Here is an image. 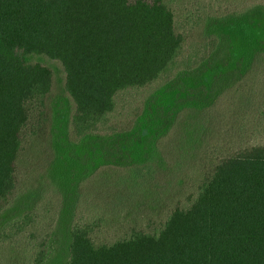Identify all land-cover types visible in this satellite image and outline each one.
Returning a JSON list of instances; mask_svg holds the SVG:
<instances>
[{
    "label": "trees",
    "instance_id": "1",
    "mask_svg": "<svg viewBox=\"0 0 264 264\" xmlns=\"http://www.w3.org/2000/svg\"><path fill=\"white\" fill-rule=\"evenodd\" d=\"M235 24L262 35L248 55L234 58ZM40 54L60 63L65 101L52 103V69L29 60ZM263 54L264 0L191 21L178 19L166 0H0V245L34 220L27 209L8 214L7 203L31 141L54 149L60 131L84 174L136 164L184 112L196 109L191 119L202 118L199 108L240 91L245 75L264 69ZM125 104L135 121L114 129L111 120ZM97 222L75 216L67 223L61 264H264V144L219 158L187 204L174 205L158 226L95 243ZM42 242L31 247V264H48Z\"/></svg>",
    "mask_w": 264,
    "mask_h": 264
},
{
    "label": "rangeland",
    "instance_id": "2",
    "mask_svg": "<svg viewBox=\"0 0 264 264\" xmlns=\"http://www.w3.org/2000/svg\"><path fill=\"white\" fill-rule=\"evenodd\" d=\"M252 1L166 0L178 19L189 21L237 12ZM229 31L234 58L248 55L252 39L262 35V30L249 25L235 24ZM29 60L52 69V103L64 100L60 63L41 54ZM239 85L240 91L231 88L213 104L199 108L206 112L202 118L191 119L196 109L184 112L157 149L148 150L145 158L138 155L136 164L100 165L84 174L76 147L60 131L55 130L56 149L45 151L41 139L31 141L17 160L18 186L7 203L13 208L8 214L19 215L27 209L34 220L13 242L0 245V264H31V247L40 241L47 254L45 262L61 264L66 257L65 226L75 216L98 221L92 234L95 243L113 242L132 228L158 226L174 205L187 204L206 169L219 158L241 146L264 144V69L245 75ZM128 109L125 104L124 114L115 115L109 126L119 130L135 121ZM141 172L146 174L143 179L137 176Z\"/></svg>",
    "mask_w": 264,
    "mask_h": 264
}]
</instances>
